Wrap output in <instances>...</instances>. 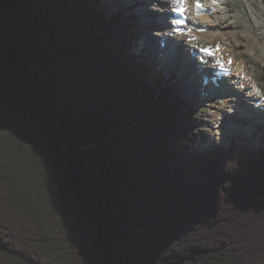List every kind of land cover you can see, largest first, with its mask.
Instances as JSON below:
<instances>
[{
	"label": "trees",
	"instance_id": "1",
	"mask_svg": "<svg viewBox=\"0 0 264 264\" xmlns=\"http://www.w3.org/2000/svg\"><path fill=\"white\" fill-rule=\"evenodd\" d=\"M130 23L0 0V264H264V151L193 152Z\"/></svg>",
	"mask_w": 264,
	"mask_h": 264
},
{
	"label": "rangeland",
	"instance_id": "2",
	"mask_svg": "<svg viewBox=\"0 0 264 264\" xmlns=\"http://www.w3.org/2000/svg\"><path fill=\"white\" fill-rule=\"evenodd\" d=\"M238 1L239 0H234L235 2L234 10L236 11V13H240L243 7V5L238 3ZM256 1L258 3L257 4L258 7H257V11L255 10V13L258 19L260 20V26L254 30L253 36H251L250 41L247 42L246 40L245 30H248L249 27L245 26L244 29L242 28L237 29L236 33H234L231 27H230L231 29L226 28V32L228 31V34L220 36V38L215 40L214 42L220 41L226 44L228 46V50L230 51V53L237 55L239 58V62L244 63L245 68L251 71L254 74L255 78L264 85V8L261 7L260 5L261 2L259 0ZM155 2L156 1H154V3L152 1H148V3H146V5H144L143 7L140 5L139 7L136 8L135 11H133L134 15L130 13L126 14V16L128 15L130 16L129 18V20L131 21L130 24H133L138 27L135 30L137 40L132 49L133 53L139 52L138 43H140L143 40V38H145L147 35L152 36L153 39V35H151V33L146 32V30L149 29L150 27L149 26L150 23L148 24L144 23L145 25H143L141 20H143L142 18H144L145 20L147 16V14L145 13V11H147V7L153 8V7L161 6V4ZM99 7H102L105 13H107L108 15L111 14V12L108 11V8L105 4H99ZM119 10H120L119 7L115 8V11H119ZM150 13L151 16L156 17L155 13L153 14V11L152 12L150 11ZM156 13H158V11H156ZM230 21H234V20L230 19ZM157 46L155 43L154 45L155 51ZM147 58L148 57L146 55L139 60L140 62H142L143 60L150 63L149 61H147ZM150 65L152 66L153 69V74L151 78H155L157 64L151 62ZM185 66L186 65L183 62V60H182V64H178L179 69L176 70L177 77L179 76L180 73L184 71V69H186ZM164 70L162 69V72L169 74L170 70H167L166 67H164ZM191 71L192 70H190L189 71L190 73L186 75V78L189 75L192 76L195 75ZM186 78H184L183 81L187 82L190 79L187 78L188 80H186ZM176 80L178 79L176 78ZM177 83L181 85V82L179 80L177 81ZM177 83H172V85L177 86ZM179 88L181 90L178 91L180 96L184 97L187 100L191 99L192 97L191 90L192 91L194 90L193 85H190V89H185L184 87H179ZM221 102L222 101L215 102L210 100L209 102L206 103L200 100L199 98H197L196 101L194 100L190 102V105H194L198 107L199 110L198 130L200 133L203 134L205 142L211 136L212 124L214 119L216 118V114L226 112L228 109V106H223ZM244 127H246V125ZM247 136L244 135L243 137H238L239 139L237 137L226 138L224 139V142L222 139L216 140L212 146L208 142L205 143L199 141L198 143L195 144L193 148V152L202 151L209 153V152L232 151L237 154L247 153V152L252 154H259L262 151H264V133L262 134L261 132L256 131L254 135L250 134V137Z\"/></svg>",
	"mask_w": 264,
	"mask_h": 264
},
{
	"label": "bare ground",
	"instance_id": "3",
	"mask_svg": "<svg viewBox=\"0 0 264 264\" xmlns=\"http://www.w3.org/2000/svg\"><path fill=\"white\" fill-rule=\"evenodd\" d=\"M154 1L159 2V4H161V6L153 7V8L147 7V11L145 13L147 14L148 18H153V16H151V13H150V11L151 12L153 11V14L155 13V15H156L155 18L162 17L163 21H162V23H158L157 21H154V23H152V24L150 23V25L152 27H149V29H147L146 32L147 33H151V35L155 34L156 36L153 35V39H152V36L147 35L145 38H143V40H145L144 41L145 43H143V46H141V48H143L146 51L151 52V53H153L152 51H155L154 45H155L156 41H158V40L161 41L162 40L161 38L165 34V32L163 30H167L168 29L167 25L169 24V21L171 22V18L173 16V15H171L172 14L171 11L173 10V9H171V6L174 5L173 0H154ZM222 2H223L222 3L223 4L222 7L220 9H218L212 17L203 18V22L208 21L209 23H211V26L213 28H215V30L213 29L211 32H207V33H204V34L200 35L199 36L200 37V42H198V43H194V42L189 43L188 39L185 38V45H184L185 48H184V50L188 51L190 53V55H192V58L189 61L183 60V62L186 65L185 67H186L187 70L184 69V71L182 73H180L179 76L177 77L176 70L179 69L177 62L173 63L171 61L168 65L164 66V67H166L167 70H170L169 74H167V75L175 74L176 78L181 82V85H180V84L177 83L178 80H176V83H177V85L179 87H184L185 89H188L187 87H188V84H189V82L191 80H193L195 82L198 80V77L196 75L193 76L194 79H191L192 78L191 75H189L187 77L188 79L190 78L189 80L186 78V75H188V73H190L189 71L192 70L193 68L195 69L196 73L203 74V72H199L198 71V70H201V68H202L201 65H200V63H201L200 55H198V54L196 55V52L198 53L199 48L201 46L205 47L204 45L213 44V42L215 40L219 39L220 36L227 35L228 31L226 32V28L229 29L230 27L232 28L234 33H236L237 29H239V28L240 29L241 28L244 29L245 26H248L249 27L248 30H245L246 40L248 42V41H250L251 36H253L254 30L257 27L260 26V20L258 19V17L256 16V13H255V10L257 11V7H258L257 6L258 3H257L256 0H252V1L239 0L240 4L243 5L242 10H241L240 13H236V11L234 10L235 4L233 3L232 0H222ZM260 5H261L262 8H264V4L263 3H260ZM156 11H158L159 13H156ZM142 19L143 20H141V21L143 23H146V24L149 23L147 18L145 20H144V18H142ZM230 19H232L234 21H230ZM153 24L155 25L156 30L152 29L153 28ZM222 28H224L223 31L221 30ZM179 40H180V38H179ZM156 46H157V44H156ZM158 47L160 49V45L157 46L156 50L158 49ZM225 53L227 55L228 54H232V53H230L227 50H225ZM176 58L177 59L180 58V54L179 53L176 55ZM181 61H179V62H181ZM210 64H213L212 61H210ZM164 67H163V70H164ZM239 70H240V68H239ZM184 78H186V80H188V81L187 82L183 81ZM243 84H246L245 81H241V83L237 87L232 89L233 91H235V95L234 96H236V95L239 96L241 94V91L239 90V88H242ZM248 85L251 86L250 84H248ZM216 91L217 90H214V92H216ZM248 93H249L248 94L249 96H254V91L253 90L248 91ZM229 94L231 96L232 92L229 93ZM234 96H231V98L224 97L223 101L225 102L227 100H230ZM256 100L257 99H255L254 101H256ZM202 101L207 103L209 101V99H203ZM217 117H218V114H217ZM237 125L238 126L235 125L236 133H235V131L232 133L235 137L236 136L243 137L245 133L246 134H250L251 133V131L247 130L246 128H245L244 133H243L240 125L239 124H237ZM226 134H229V133L226 132ZM220 136H221L220 132L217 133L215 131L214 137L211 135L210 138L206 142H208L212 146L213 143L216 140L220 139ZM247 137H250V135L247 136ZM222 139H223V142H224V139H226V137L224 136V137H222Z\"/></svg>",
	"mask_w": 264,
	"mask_h": 264
},
{
	"label": "snow or ice",
	"instance_id": "4",
	"mask_svg": "<svg viewBox=\"0 0 264 264\" xmlns=\"http://www.w3.org/2000/svg\"><path fill=\"white\" fill-rule=\"evenodd\" d=\"M194 2L197 13L199 14L200 10L203 8V4L201 3V0H194ZM173 3L175 5H178V7L174 8L173 11L178 12L181 16H183L184 12L186 11L184 5L187 3V0H173ZM172 23L174 25L181 26L179 28L174 29V31H176L179 35L189 37V43H192L196 40V37L192 35V28L187 27L185 30L186 21L184 19L173 20ZM197 30L204 31L205 29L200 28ZM199 50L208 56H215V53L219 51V45H216L214 50L210 47H201ZM216 63L220 66L221 69H224V64L221 60H217ZM228 63H232L231 59L228 60ZM224 70L226 71V69Z\"/></svg>",
	"mask_w": 264,
	"mask_h": 264
},
{
	"label": "water",
	"instance_id": "5",
	"mask_svg": "<svg viewBox=\"0 0 264 264\" xmlns=\"http://www.w3.org/2000/svg\"><path fill=\"white\" fill-rule=\"evenodd\" d=\"M262 3H264V0H260Z\"/></svg>",
	"mask_w": 264,
	"mask_h": 264
}]
</instances>
